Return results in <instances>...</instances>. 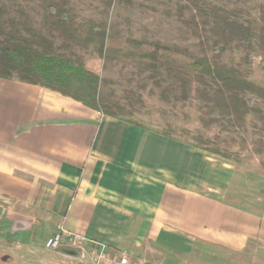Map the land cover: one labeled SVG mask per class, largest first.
Returning a JSON list of instances; mask_svg holds the SVG:
<instances>
[{"label":"crops","instance_id":"0c3cea01","mask_svg":"<svg viewBox=\"0 0 264 264\" xmlns=\"http://www.w3.org/2000/svg\"><path fill=\"white\" fill-rule=\"evenodd\" d=\"M157 136L46 87L0 78V220L36 227L53 264L69 261L49 247L62 221L151 264L246 259L264 242V217L195 190L188 164ZM8 254V264L20 262Z\"/></svg>","mask_w":264,"mask_h":264},{"label":"rangeland","instance_id":"374dc122","mask_svg":"<svg viewBox=\"0 0 264 264\" xmlns=\"http://www.w3.org/2000/svg\"><path fill=\"white\" fill-rule=\"evenodd\" d=\"M44 1L0 0V6L8 13L4 16L5 19L31 22L35 27L41 28L47 14ZM69 2L74 24H79L86 33L91 32L94 38L88 49L74 44L73 51L81 54L87 66L94 67L100 60L105 63L99 53V48L103 44L99 32L106 30L111 41L106 40L104 43L106 46L109 44L113 54L106 57L108 63L101 72L110 82L106 87V94L125 107L134 94L141 95L144 100V113L117 118L134 122L153 131L158 138L165 139L167 148L172 149L173 160L188 164L189 179L194 180L195 190L213 194L224 203L264 217V174L260 171L264 153L256 152L260 140L263 139L264 142V136L257 127L260 124L257 115L250 113L246 118V126L241 129L232 126L228 119L205 125L202 122L206 111L205 103L201 100L176 101L172 93L167 98L161 96L164 83L159 85L152 79L144 77L149 70L145 67L147 59L140 55L138 48L131 43L133 40L154 41L198 57L207 55L236 66L244 56L245 52L242 49L228 47L219 56L212 53L214 43L221 45V41L212 32V9L217 6L232 12L238 20L260 27L263 34L264 0H69ZM262 60V53L254 51L251 53L249 63L242 69L250 81L264 87ZM140 79L143 81L140 82ZM196 83L200 84V81L197 80ZM248 97L253 98L255 106L264 111L263 99L252 93H249ZM191 135H199L209 140L212 147L230 153V157H223L200 148L202 145ZM195 144L198 147H194ZM187 150L189 155H185ZM19 221L0 220V256L14 253V257L20 262L11 264H30L31 262L24 256L27 253H34L37 263L44 261L46 264H53L50 258L53 255L47 249L46 240L38 239V229L31 227L19 230L22 228L21 226L17 228L16 224ZM38 221L42 222L36 219V222ZM20 222L23 226L30 225L27 220ZM63 223L64 221L57 226L56 231ZM243 256L246 259L238 258L234 264H264V242L254 243L250 252ZM221 258L223 257H217L209 262L233 264ZM189 262L187 264H198L196 261L192 263V260ZM0 264L6 263L0 261ZM201 264L209 263L203 260Z\"/></svg>","mask_w":264,"mask_h":264},{"label":"trees","instance_id":"16d2710c","mask_svg":"<svg viewBox=\"0 0 264 264\" xmlns=\"http://www.w3.org/2000/svg\"><path fill=\"white\" fill-rule=\"evenodd\" d=\"M47 11L43 27L37 28L31 22H15L5 19L8 13L0 6V78H17L22 82L40 85L82 102L94 111L111 117H124L134 113H144L141 95L128 100V106L106 94L108 79L101 72L112 56L111 41L107 31L99 32L103 44L99 48L101 60L94 67L87 66L81 54L73 51V45L88 49L93 41L91 32L86 33L71 17L69 0H45ZM213 34L221 41L212 45L215 56L222 55L228 47L242 49L244 56L236 65H229L219 59L205 55L195 56L186 51L149 40H133L140 55L145 57L148 77L160 85L161 96L167 98L172 93L176 101L201 100L206 111L202 117L205 125L228 119L237 129L246 126V118L255 113L257 125L264 136V111L255 106V100L248 97L255 94L264 100V87L250 81L243 71L251 58V53L260 51L264 63V32L261 28L246 24L234 13L217 6L212 9ZM264 25V10L262 16ZM207 78L209 80H207ZM200 81V84L196 82ZM143 79H140L142 82ZM129 107V108H127ZM202 149L230 157L218 147L211 146L209 140L199 135H191ZM194 147H198L196 144ZM264 153V142L256 148ZM260 171L264 174V161Z\"/></svg>","mask_w":264,"mask_h":264},{"label":"built area","instance_id":"2783aa9c","mask_svg":"<svg viewBox=\"0 0 264 264\" xmlns=\"http://www.w3.org/2000/svg\"><path fill=\"white\" fill-rule=\"evenodd\" d=\"M68 245L82 249L81 260L69 258L61 264H151L146 258L135 256L129 250L120 248L111 250L104 245L93 244L85 236L73 232L61 224L50 242V249ZM53 248V249H52Z\"/></svg>","mask_w":264,"mask_h":264},{"label":"water","instance_id":"95a60500","mask_svg":"<svg viewBox=\"0 0 264 264\" xmlns=\"http://www.w3.org/2000/svg\"><path fill=\"white\" fill-rule=\"evenodd\" d=\"M52 251L66 258L78 259V260H81L83 258L82 249L79 247L62 245L53 249ZM12 259H13L12 256L8 253L0 256V261L5 262L6 264L10 263Z\"/></svg>","mask_w":264,"mask_h":264}]
</instances>
